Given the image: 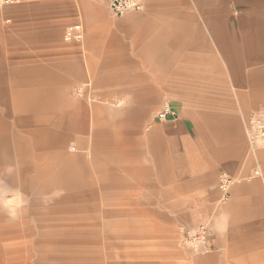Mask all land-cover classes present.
Masks as SVG:
<instances>
[{
  "label": "rangeland",
  "instance_id": "obj_1",
  "mask_svg": "<svg viewBox=\"0 0 264 264\" xmlns=\"http://www.w3.org/2000/svg\"><path fill=\"white\" fill-rule=\"evenodd\" d=\"M145 2L143 11H130L119 18L109 12L103 0H23L0 9V75L5 77L4 87L9 89L13 84L11 72L15 70L19 71L17 76L21 80L25 70L27 78L31 79L38 70L43 75L70 77L65 68L69 62H80L83 71L81 78L71 75L68 87L60 90V105L28 116L30 127L47 132L49 141L56 147L54 152L64 157L65 172L71 171L73 182L62 186L55 177H50L51 189L47 193L33 191L46 184L47 178L31 183L29 179L34 172L22 173L13 148L9 154L14 159L12 165L0 168V264H218L208 257L210 251L203 248L205 242L198 244L190 240L198 226L193 195L188 192L187 173L184 170L182 188L176 187L175 157L169 152L163 133L153 132V129L160 123L157 117L164 100L174 105L176 117L182 111L207 110L206 100L201 98L207 95L206 90L200 91L208 84L207 73L228 74L229 69L222 65L201 64L206 62V51L195 50L194 56L203 57L199 65L188 61L187 66L197 73L195 76L176 82L168 78L161 83L129 80V74L162 72L157 65L142 64L154 52V49L142 47L168 41L167 37L176 29V21H182L183 41L191 36L186 33L191 26L199 27L195 37L198 33L206 36L207 32V19L200 17L201 12L192 0H184L181 5L176 0H168L163 9V2L158 0ZM97 14L116 20L130 14L138 15L130 24L139 27L142 33L129 35L130 44L122 50L141 64L126 65L123 60L124 65H119L116 64L119 60L114 58L113 63L106 52H94V41L88 42V23L89 16ZM191 15L197 17L191 18ZM76 24H81L82 36L66 40L67 28ZM164 30L166 32L162 33ZM210 56L211 62L219 61L214 59L218 57L217 51ZM90 59L96 65L88 66ZM91 68L92 76L89 74ZM108 75L115 81L110 83ZM120 75L123 79L118 81ZM162 85H167V90L159 88ZM142 86H155L159 90V102L144 120L133 121L139 113L128 112L134 108L132 92ZM82 97L109 107L112 124L109 129L97 133L106 136H97L79 145L68 141L63 128L52 126L50 117L52 112ZM9 110L18 113L11 105ZM25 114L19 111V115ZM202 117L206 125L207 114L199 113V118ZM248 118H244L245 134ZM246 139L245 145L235 147L238 163L243 166L241 176L232 177L223 171L218 182L223 200L221 205H216L219 215L217 211L213 216L226 219L258 216L254 211L258 205H224L232 202L231 194L237 186L264 180L263 174V178L254 175L256 169L262 173L258 148L250 147L247 134ZM164 167L168 168L166 179L162 177ZM57 169L55 167L56 174ZM27 176L30 177L27 179ZM223 179L231 180L226 190L221 187ZM25 180L27 187H24ZM244 193L255 201L252 189ZM17 196L21 207L12 215L5 204ZM232 228V225L225 226L224 249L238 248L239 237L231 239L228 234ZM225 260L221 264H230V258Z\"/></svg>",
  "mask_w": 264,
  "mask_h": 264
},
{
  "label": "crops",
  "instance_id": "obj_2",
  "mask_svg": "<svg viewBox=\"0 0 264 264\" xmlns=\"http://www.w3.org/2000/svg\"><path fill=\"white\" fill-rule=\"evenodd\" d=\"M158 1L163 2L162 9L168 3V0ZM192 1L197 11L201 12L200 17L207 19L206 36L202 37L198 33L195 37L199 27L189 26L190 31L186 33H190L191 36L189 38L187 36V40L183 41L182 21L181 23L176 21V29L174 33L169 34L168 41L163 40L160 44L153 43L151 47L150 45L142 47V49H154L147 61L142 64L157 65L164 73L147 75L138 72L129 74V80L161 83L168 81V78L176 82L187 76H195L197 73H193L187 64H189L188 61L193 65L195 63L199 65V62H202L199 60L203 57L194 56L196 51H206V62L201 64L222 65L229 69L228 74L207 73L206 89L204 86L200 89L202 92L206 90L207 95H202L201 98L206 100L207 110L182 111L181 115L175 118L169 116L165 120L157 117L160 123L154 127L153 132L163 133L165 144L175 157L176 187L182 188L184 170L187 173V184L189 183L190 186L188 192L193 195L195 202L193 210L198 226L196 230H205L206 244L203 248L210 251L208 257L218 264L226 262V258L231 259L230 264H264V180L258 179V181L237 186L236 188L239 187V189L235 188L231 194L232 202L224 204L258 205L254 210L258 216L228 219L213 216L217 211L219 215L220 209L218 207L216 210V205H221L220 201L223 200L218 186L223 171L229 172L232 177L241 176L242 173L243 166L241 167L238 163L239 155L235 147L247 143L244 118L253 114L264 115V0ZM176 2L181 5L184 0H176ZM178 14L179 18L183 17L179 11ZM89 17L88 42L91 44L94 41V48L92 47L94 52L99 51L102 54L103 51L106 52V57L111 58L112 62L114 58L118 59L119 62L116 64L119 65H124L123 60H126V65L141 64L135 62L122 50L124 46L130 44L129 35L142 33L139 27L130 24L132 19H138V15L130 14L117 20L102 14ZM194 17L197 15H191V18ZM165 32V30L162 31V33ZM216 51L218 57L214 59L219 61L211 62L210 55L215 54ZM90 60H88V66L95 64V62L92 63V59ZM65 68L70 77L64 74V76H55L52 73L43 75V73L39 74L38 70L36 76L31 79L27 78L25 70L21 80L17 76L19 71H12L14 78L9 89L3 86L5 77L0 75V168L12 165L14 159L9 154L13 148L22 173L26 175L28 172H34V176L29 179L31 183L47 178L46 184L33 190L37 193H47L51 189L50 177H55L58 183L63 184L62 186L73 182L71 171L68 174L65 172L67 167L64 157L58 155L57 151L54 152L56 147L52 146L47 132L30 127L28 117L60 105L62 97L59 92L62 88L68 87L71 75L74 78L83 76L80 62L66 63ZM92 73L91 68L90 76ZM107 78L110 83L115 81L110 75ZM117 78L119 81L123 79V76L120 75ZM216 82H223V84ZM6 88L10 91L9 93L6 92ZM159 88L167 90L168 87L162 85ZM178 88L176 87V90ZM199 88L197 87L198 91ZM158 93L159 90L155 86L146 88L142 86L132 92L134 108L128 109V112L139 113L133 121L144 120L152 114L159 102ZM9 102L18 113H10ZM165 104H169L172 110L176 111L173 104L164 100L158 114ZM19 111L26 113L25 116L19 115ZM199 113L207 114L206 125L204 118H199ZM51 114L52 126L63 128L68 141L79 145L86 144L91 138L106 136V134L97 133L99 130L103 132L109 129L112 124L109 107L93 103L85 97L71 101L64 109ZM8 118H12V121ZM216 146L230 148L229 150L226 147L213 149ZM56 162L59 163L58 166L55 165ZM258 165L261 166L264 175V144L258 147ZM55 167H58L57 174ZM167 171L168 168L164 167L162 174L164 179H166ZM170 172L172 173V168ZM262 176L258 178H263ZM29 177L27 176V179ZM27 186L25 180L24 187ZM251 189L255 193L254 202L251 196L244 193ZM227 225L234 227L228 230L231 239L239 237L236 249H224Z\"/></svg>",
  "mask_w": 264,
  "mask_h": 264
},
{
  "label": "built area",
  "instance_id": "obj_3",
  "mask_svg": "<svg viewBox=\"0 0 264 264\" xmlns=\"http://www.w3.org/2000/svg\"><path fill=\"white\" fill-rule=\"evenodd\" d=\"M109 12L115 17H122L130 11H143L145 8V0H103ZM22 0H0V9L12 5L20 4ZM81 24L70 26L66 30L65 39L72 41L82 36ZM169 116L175 117V111L169 104H165L163 110L159 113L158 118L165 120ZM246 134L252 149H256L264 144V115H251L246 122ZM255 177H261L262 173L259 169L255 170ZM221 187L226 190L231 183L230 179L221 180ZM205 230L200 229L197 233L191 235L190 240L199 243L205 242Z\"/></svg>",
  "mask_w": 264,
  "mask_h": 264
},
{
  "label": "clouds",
  "instance_id": "obj_4",
  "mask_svg": "<svg viewBox=\"0 0 264 264\" xmlns=\"http://www.w3.org/2000/svg\"><path fill=\"white\" fill-rule=\"evenodd\" d=\"M5 207L8 208L10 214L15 215L16 211L21 207L20 197L17 196L14 200L7 201Z\"/></svg>",
  "mask_w": 264,
  "mask_h": 264
}]
</instances>
